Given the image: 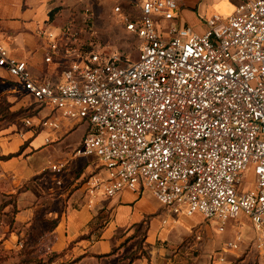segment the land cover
Segmentation results:
<instances>
[{
    "label": "built area",
    "instance_id": "built-area-1",
    "mask_svg": "<svg viewBox=\"0 0 264 264\" xmlns=\"http://www.w3.org/2000/svg\"><path fill=\"white\" fill-rule=\"evenodd\" d=\"M178 11V0H143L131 13L114 7L139 43L134 62L91 51L71 18L38 32L44 63L58 67L59 82L34 78L1 40L0 70L34 100L37 113L23 124L46 132L45 145L58 142L65 128L87 126L73 156L94 159L103 172L85 183L91 199L149 192L166 209V230L174 216L199 214L220 233L246 218L264 264V0H240L230 16L203 18V33L174 24ZM68 164L48 168L59 185ZM250 168L255 183L244 190ZM242 246L224 244L219 263Z\"/></svg>",
    "mask_w": 264,
    "mask_h": 264
},
{
    "label": "rangeland",
    "instance_id": "rangeland-1",
    "mask_svg": "<svg viewBox=\"0 0 264 264\" xmlns=\"http://www.w3.org/2000/svg\"><path fill=\"white\" fill-rule=\"evenodd\" d=\"M142 1L62 0L63 6L54 8L50 13L55 11L51 16H53L52 21L57 20L54 22L57 26L64 25L71 18L76 19L80 26L76 25L82 31L81 40L84 45L91 47V51L101 55L117 53L123 58H127L128 61L134 62L138 59L139 43L124 31L119 23V18L113 14V9L116 6H121L124 11L131 13L134 5L140 4ZM209 12L220 14L215 8L210 9ZM1 94L2 91H0V143H8L15 137L18 139L23 134L31 132L24 126L23 120L37 112H34L35 104L31 98L22 94L13 98L6 95L1 96ZM84 131L85 126L75 132L74 130L70 131L63 136L62 140L70 134V137L79 138ZM32 134L39 142L47 136L44 131L38 135L34 132ZM53 145L44 144L39 154L32 155L27 160L37 168L49 165L51 154L56 156L58 154L52 147ZM67 162L70 163L71 161L68 160ZM92 166L94 169L92 174L84 177L72 174L71 181L65 178L67 166L61 177V185L56 182L48 168L23 181L15 179L12 175L9 183L0 184V264H135L137 262V259L134 260L130 256L121 260L114 255L77 256L70 249L54 251L48 249L49 245L46 246L45 233L53 223L48 219V212L52 207L48 205V201L59 198L58 194L61 192L70 194V186L74 181L79 180L80 184H85L90 178L99 175L100 169L95 162L92 163ZM244 177V187L242 186L244 190L252 188L255 183L253 168H250ZM12 181L19 187L17 188L18 194L6 191V186L12 184ZM39 187L44 191V196L41 194L42 197L37 193ZM20 193L26 194L24 206L36 210L32 221L21 222L17 219L19 215L17 199ZM36 195L39 198H36ZM165 210L160 205L154 219L157 221L163 219L166 216ZM174 218L177 221L175 226L166 232H162L161 236V230H159L155 242L151 246L149 245L148 249L146 248L151 253L146 264H221L219 258L224 256L222 252L224 244L236 240H239L243 246L239 252L225 255L226 264H262L258 260L254 248H252L255 233L246 218L228 223L223 233L217 230L216 222L204 220L199 214L192 218L182 215L174 216ZM142 227V230L138 231L137 234L136 239L138 241L146 233L147 226ZM237 231L239 232L238 236ZM197 235L200 236V240L196 239ZM149 240H152V237ZM141 241V243H133L130 248L137 246L140 250L144 240ZM157 250H164V256H158ZM177 250L178 252L182 251V259L177 256Z\"/></svg>",
    "mask_w": 264,
    "mask_h": 264
},
{
    "label": "crops",
    "instance_id": "crops-1",
    "mask_svg": "<svg viewBox=\"0 0 264 264\" xmlns=\"http://www.w3.org/2000/svg\"><path fill=\"white\" fill-rule=\"evenodd\" d=\"M61 1L0 0V40L5 43L13 56L27 62L34 78L51 77L55 82L61 80L58 67L44 63L46 43L38 36L39 30L47 24L53 22V25L57 26V24H54L57 20L48 22L49 13L54 8L63 6ZM178 1L179 11L177 15L179 18L174 21V24L189 25L199 33H203L205 30L202 19L213 14L209 12L210 9L215 8L220 13L219 15L227 17L240 4V0H203L200 3L196 0ZM169 25L171 23H166L165 26ZM15 84V79L9 76L6 71L0 70L1 96L6 95L12 98L21 94L25 96ZM73 124L65 121L63 126L72 127ZM84 126L85 131L79 138L70 137V134L62 140L68 132L73 130L75 132ZM70 131L66 128L63 130L60 140L54 143L56 145L52 144V147L58 153L57 156L51 154L50 164L40 168L33 166L32 162L27 159L41 152L47 136L39 142L31 131L23 134L18 139L15 137L11 142H1L0 184L3 182L9 183L12 175L20 181L29 179L49 168L56 161H71L65 177L68 181H71L72 174L83 177L92 174L94 172L92 163H96L94 159L75 158L73 156L74 150L81 144L87 133V126L77 125L71 128ZM18 154L19 156H16ZM9 156L15 157L8 158ZM100 174H103V172L100 171ZM79 182L77 180L71 184L70 194L61 192L58 194L59 198L48 201V205L52 206L48 212V219L53 222L51 228L45 233L46 246L49 245L48 249L54 251L70 249L77 256L100 257L114 255L121 260L133 253L140 255L142 253L141 249L139 250L137 246L130 248V246L135 242L141 243V240H144L142 250L149 258L151 253L146 248L155 242L159 230H161L160 236L163 234L162 232L167 231L162 229L160 220L154 219L160 208L154 196L149 192L136 194L123 191L112 199L104 197L91 199L86 192V184H80ZM6 188V191L16 192L17 194L19 192L17 190L19 187L15 185L14 181ZM37 193L41 196L44 191L39 187ZM25 195L20 193L17 199V210L19 211L17 219L21 222L32 221L33 214L36 213L34 208L24 206ZM36 198L39 197L36 195ZM39 204L43 203L40 202ZM144 225L147 226L146 233L138 241L136 239L138 231L142 230ZM151 237L152 240H149ZM157 252L158 256H164V250H157ZM181 254H183L182 251L177 254L179 259H182L181 256L183 255ZM165 258L166 256L163 259L165 260ZM147 262L148 259L143 258L137 260L135 264H146Z\"/></svg>",
    "mask_w": 264,
    "mask_h": 264
},
{
    "label": "trees",
    "instance_id": "trees-1",
    "mask_svg": "<svg viewBox=\"0 0 264 264\" xmlns=\"http://www.w3.org/2000/svg\"><path fill=\"white\" fill-rule=\"evenodd\" d=\"M54 13H55V11H52V13L49 14V20H48V22H52L53 16H51V15H53ZM52 24H53V22H52ZM16 156H19V154L16 155ZM12 157H15V156H9L8 158H12ZM0 160H1V158H0ZM140 249H141V252H142L140 255L137 254V253H133V254L130 255V257L131 258L133 257L134 260L135 259L140 260V259H143V258L148 259L147 254L145 253V251L142 250L143 249L142 246H141Z\"/></svg>",
    "mask_w": 264,
    "mask_h": 264
}]
</instances>
